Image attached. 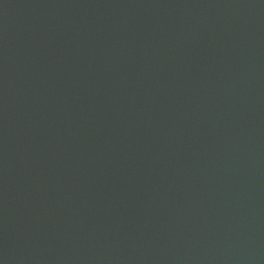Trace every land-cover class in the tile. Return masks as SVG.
Segmentation results:
<instances>
[{"label": "water", "instance_id": "95a60500", "mask_svg": "<svg viewBox=\"0 0 264 264\" xmlns=\"http://www.w3.org/2000/svg\"><path fill=\"white\" fill-rule=\"evenodd\" d=\"M0 264H264V0H0Z\"/></svg>", "mask_w": 264, "mask_h": 264}]
</instances>
